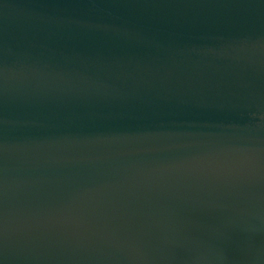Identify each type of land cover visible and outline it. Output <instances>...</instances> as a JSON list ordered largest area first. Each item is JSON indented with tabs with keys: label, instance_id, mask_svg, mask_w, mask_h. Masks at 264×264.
Returning a JSON list of instances; mask_svg holds the SVG:
<instances>
[{
	"label": "water",
	"instance_id": "95a60500",
	"mask_svg": "<svg viewBox=\"0 0 264 264\" xmlns=\"http://www.w3.org/2000/svg\"><path fill=\"white\" fill-rule=\"evenodd\" d=\"M0 264H264V0H0Z\"/></svg>",
	"mask_w": 264,
	"mask_h": 264
}]
</instances>
